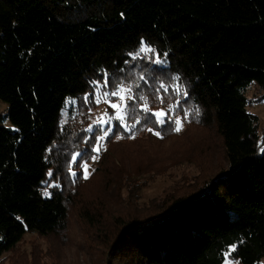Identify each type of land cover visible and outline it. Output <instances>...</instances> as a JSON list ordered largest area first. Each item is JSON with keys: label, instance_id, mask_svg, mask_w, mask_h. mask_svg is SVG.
Masks as SVG:
<instances>
[{"label": "trees", "instance_id": "obj_1", "mask_svg": "<svg viewBox=\"0 0 264 264\" xmlns=\"http://www.w3.org/2000/svg\"><path fill=\"white\" fill-rule=\"evenodd\" d=\"M142 41L161 61L152 73L187 91L181 115L195 106L201 124L215 126L229 166L189 193L171 188L149 200L129 187L130 174L118 176L135 215L116 222L113 264L261 263L264 144L246 91L252 82L264 89V0H0V99L16 126L0 124V256L29 232L63 227L64 189L45 187L63 155L58 144L73 133L63 112L73 114L105 73L109 87L134 92ZM140 86L128 102L130 129L120 120L108 141L164 131L141 110Z\"/></svg>", "mask_w": 264, "mask_h": 264}, {"label": "rangeland", "instance_id": "obj_2", "mask_svg": "<svg viewBox=\"0 0 264 264\" xmlns=\"http://www.w3.org/2000/svg\"><path fill=\"white\" fill-rule=\"evenodd\" d=\"M153 50L137 53L139 58L144 59L142 66L145 77L142 75L143 83H137L132 92L136 97L142 85L145 89L143 93L147 94V97H143L147 98L150 112H168L167 116L162 117L165 122L158 123L164 131L147 129L131 139H117L121 136H116L108 141L107 136L98 141L103 134L101 129L109 134L120 120L116 119V111L108 104L95 103L93 84L94 92L87 101L74 105L76 110L73 114L68 109L63 112L62 127L66 124L73 127V133L67 135L68 143L58 144L57 148L63 149V155L60 162L55 160L53 163L49 170L52 176L47 175L45 183L48 192L64 189L68 214L63 227L51 235L27 233L0 256V264H113L109 255L119 231L116 222L118 219L128 221L129 216L132 218L135 215L131 200L123 198V195H129L127 190L120 187L123 180L121 182L118 176L122 178L123 172L130 174L125 176L131 177L129 187L135 184L136 189L143 187V194L140 193L144 200H149L164 191L167 194L171 188L177 196L189 193L228 168L225 149L215 126L202 125L196 116L198 111L195 106L192 109L186 106L188 111L181 115L178 103L188 94L183 95L184 90L176 80L169 81L163 74L158 75V69L152 73L151 69L154 68L151 63L158 55ZM132 76L137 78L139 74ZM257 84L252 82L249 85L246 96L250 100L248 110L259 117L260 141L264 144V89ZM161 85L164 87L161 88ZM106 90L110 92L112 88ZM111 99L116 101L115 97ZM169 106L174 107L170 110ZM9 108V104L0 99V116L3 117L0 124L16 130L9 117ZM105 112L108 113L105 119L109 116L112 119L108 124L98 125L97 119ZM177 118L182 121L179 132L170 129ZM121 121L130 129L128 116ZM156 132L160 135L157 136ZM97 143L99 153L94 151ZM96 155L99 158L92 160V156ZM85 163L88 165L87 179L84 178ZM53 183L59 187L50 186ZM227 261H232V264L238 262L231 258ZM260 264H264V258Z\"/></svg>", "mask_w": 264, "mask_h": 264}, {"label": "snow or ice", "instance_id": "obj_3", "mask_svg": "<svg viewBox=\"0 0 264 264\" xmlns=\"http://www.w3.org/2000/svg\"><path fill=\"white\" fill-rule=\"evenodd\" d=\"M153 51L154 50L147 47V45H145L143 43V41L141 42L140 52H153ZM154 62L155 63H161V61L159 60V57H157ZM140 79H144V77L141 76ZM90 83H93L95 85V90H96L95 103L96 104H100V103L108 104L110 108H112L116 111V119L117 120H125L126 117L129 115L130 111L133 113L135 112V108L133 107L130 109L129 104H128V101L136 99V97L134 96V94L132 92L131 86H128V85L124 84L123 82L116 83L115 81H112V84H111L112 90L110 92L107 91L106 89H108L110 86L107 73L104 74V78H103L102 82L101 81H91ZM163 87L164 86L161 85V88H163ZM177 90H179V87H177ZM157 91H159V89H157ZM183 95L187 96L186 90L183 92ZM111 97H115L116 101L113 102ZM84 99H85V101H87L88 95H86L84 97ZM140 99L144 101V105H143L141 110L143 112H150V108H149L148 103H147V98L141 96ZM161 102H163L162 98H161ZM172 107H174V106H169L170 110ZM150 114L156 117V120L158 123L163 124L165 121L162 119V117L167 116L168 112L156 111V112H151ZM106 116H108L107 112H105L104 115L99 117L97 119L96 123L98 125L108 124L110 122V120L112 119V117L109 116L108 119H105ZM173 123L175 124L174 131H176V132L181 131V129H182L181 119L177 118L173 121ZM125 126L127 127V125H125ZM89 130H91V128ZM101 130H102L103 134L99 136L98 141H102L108 136V131H104L103 129H101ZM149 130L151 131V129H149ZM155 134L157 136L160 135L159 132H156ZM120 138H122V137H117V139H120ZM94 151L99 153V151H100L99 143H97V146L94 148ZM98 158H99L98 155L92 156V160H96ZM48 175H49V177H51L52 173L49 172ZM73 175H75V173H73ZM88 175H89L88 165H87V163H85L84 164V178L87 179ZM45 183H47V182H45ZM50 186L59 187V185L55 184V183H53ZM47 194L48 193L46 192V195ZM231 251H235V246H233ZM226 255H230V253H226ZM226 264H232V261H227ZM236 264H238V262H236Z\"/></svg>", "mask_w": 264, "mask_h": 264}]
</instances>
